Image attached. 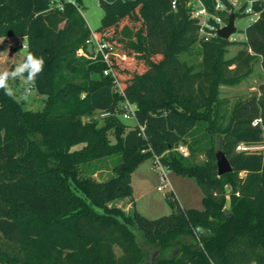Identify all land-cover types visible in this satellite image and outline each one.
Segmentation results:
<instances>
[{
	"label": "trees",
	"instance_id": "obj_1",
	"mask_svg": "<svg viewBox=\"0 0 264 264\" xmlns=\"http://www.w3.org/2000/svg\"><path fill=\"white\" fill-rule=\"evenodd\" d=\"M80 1L0 0V37L24 38L25 55L45 60L32 87L41 109L0 89V264H140L149 248L159 251L151 264H264V147L236 149L264 146V80L229 110L220 96L256 62L264 71V0L251 1L258 16L236 41L203 40L187 0H98L94 32L118 53L112 65L123 94L105 63L88 56L92 30ZM200 1L224 23L248 5L220 0L217 10L216 0ZM196 44L197 68L180 57ZM136 61L143 69L129 72ZM124 99L136 105L133 125L121 115ZM217 148L232 167L221 175ZM154 154L195 179L202 208L181 207L171 191L167 215L150 219L134 207L131 173ZM108 158L107 178L80 172Z\"/></svg>",
	"mask_w": 264,
	"mask_h": 264
},
{
	"label": "rangeland",
	"instance_id": "obj_2",
	"mask_svg": "<svg viewBox=\"0 0 264 264\" xmlns=\"http://www.w3.org/2000/svg\"><path fill=\"white\" fill-rule=\"evenodd\" d=\"M238 2L240 5L243 3L242 0H238ZM79 8L88 27L94 31L99 26L100 19L103 15V9L99 6L98 0H81L79 2ZM250 23L251 20L247 14L235 18V35L239 37V40L244 37V29ZM17 42L18 40H11L9 37H0V70H12L16 64L22 61L26 48L17 45ZM20 42L24 44L26 40L23 38ZM237 48V44L229 46L226 57H231ZM180 57L192 64L195 68L199 67L201 60L200 46L196 44ZM156 58L157 56H155V59ZM126 66L129 72H139L143 69L142 63L138 61ZM261 79L259 65L256 62L249 76L244 77L235 85H222L220 87V96L228 99L225 107L229 110L236 99L246 97L256 92L255 87ZM9 83L14 90L16 98L23 101L25 107L31 109H41L43 107V97L36 94L33 89H31L29 94L25 95V88L23 87H27V85L23 83L22 79L12 80ZM125 122L130 125L135 123L133 118L125 119ZM262 147L264 146L258 144L256 149ZM114 161L115 159L108 158L103 162L87 163L81 166L80 172L84 175L91 174L96 179H104L113 174L112 166ZM152 165V156L146 157L137 164L131 173L134 207L141 214L150 219L158 218L171 212V207L166 199L167 194L170 192V188L164 186V183L160 180L158 171L154 169ZM166 174L171 182L173 194L181 207L199 209L203 207L202 192L193 177L178 175L170 170H166ZM157 186H161L162 190H157ZM117 203L124 208L125 211L131 209L128 203ZM140 243L143 248H146V244L143 241ZM156 251L158 254L154 258L153 256ZM146 252L147 255L140 264H151V260L157 259L159 256V251L157 249L151 250V248H149Z\"/></svg>",
	"mask_w": 264,
	"mask_h": 264
},
{
	"label": "built area",
	"instance_id": "obj_3",
	"mask_svg": "<svg viewBox=\"0 0 264 264\" xmlns=\"http://www.w3.org/2000/svg\"><path fill=\"white\" fill-rule=\"evenodd\" d=\"M70 1L74 3V0H65ZM231 4L235 8H239L241 5L239 4L238 0H229ZM243 1V0H242ZM251 1L247 0L248 5L244 8V12L249 15V19L251 21L255 20L258 16V12H255L251 8ZM176 4V0L171 1L172 7H174ZM187 4L191 8V16L196 18L199 21L200 28H199V36L203 40H208L209 38L217 35V30L223 26L225 23L222 21L221 17L219 15L209 14L205 7L202 5L200 0H187ZM58 6H61V4H57ZM224 8V5L221 3L220 0L215 1V9L221 10ZM212 18V20H210ZM229 40L236 41L239 40V37L235 35V33L231 34L228 37ZM86 44L89 48V57L92 59H100L105 63V68L103 70L104 75H109L112 79L113 85L115 89L123 94V88L120 83V80L113 68V60L118 55L115 47L108 42L102 40L98 35L92 30L90 36L86 39ZM26 43V42H25ZM24 43V44H25ZM20 41L17 42V45H20L23 47L24 45ZM78 54H81V51H78ZM135 110L136 105L129 102L127 99H124L122 102V117L124 119L133 118L135 119ZM261 122V118H256L252 121L253 125H256ZM142 130V127H140ZM237 150H250V149H256V146H249L245 144H238L236 147ZM176 150L182 153L183 155L188 154L187 146L184 144H179L176 147ZM153 158V165L152 167L156 169L159 173L160 180L164 183V186L170 188V191L172 190L171 182L169 181L166 170L167 168L162 164L160 156L154 154L152 156ZM157 190H162L161 186H157Z\"/></svg>",
	"mask_w": 264,
	"mask_h": 264
},
{
	"label": "clouds",
	"instance_id": "obj_4",
	"mask_svg": "<svg viewBox=\"0 0 264 264\" xmlns=\"http://www.w3.org/2000/svg\"><path fill=\"white\" fill-rule=\"evenodd\" d=\"M24 48L28 45L25 43ZM45 60L42 56H37L32 52H27L21 62L16 64L14 69L0 70V89L5 91V94L9 97L15 98V93L10 86V81L16 79H22L23 83L27 85L25 88V95L31 92L32 87L35 84L36 78L43 72Z\"/></svg>",
	"mask_w": 264,
	"mask_h": 264
},
{
	"label": "water",
	"instance_id": "obj_5",
	"mask_svg": "<svg viewBox=\"0 0 264 264\" xmlns=\"http://www.w3.org/2000/svg\"><path fill=\"white\" fill-rule=\"evenodd\" d=\"M236 27L234 24V13L231 12L228 17L227 23H225L223 26H221L217 30V36L222 37V38H228L231 34L235 33ZM219 144H222V139L219 138ZM215 157H216V165H217V173L218 175H221L223 173L229 172L232 170V167L227 159V157L224 154V151L221 148H217L215 151ZM200 234H204L205 232H201L200 229H198ZM158 252L156 251L154 254V258Z\"/></svg>",
	"mask_w": 264,
	"mask_h": 264
},
{
	"label": "crops",
	"instance_id": "obj_6",
	"mask_svg": "<svg viewBox=\"0 0 264 264\" xmlns=\"http://www.w3.org/2000/svg\"><path fill=\"white\" fill-rule=\"evenodd\" d=\"M9 39L20 41V40L23 39V38H20V37H9ZM258 65H259V64H258ZM259 73H261V78H262V80H264V71H262L260 65H259ZM255 88H256V87H255Z\"/></svg>",
	"mask_w": 264,
	"mask_h": 264
}]
</instances>
